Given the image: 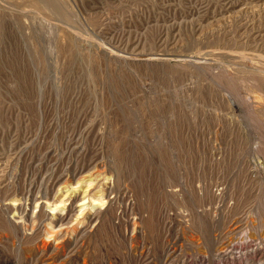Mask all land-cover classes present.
<instances>
[{
  "label": "rangeland",
  "instance_id": "obj_1",
  "mask_svg": "<svg viewBox=\"0 0 264 264\" xmlns=\"http://www.w3.org/2000/svg\"><path fill=\"white\" fill-rule=\"evenodd\" d=\"M0 264H264V0H0Z\"/></svg>",
  "mask_w": 264,
  "mask_h": 264
},
{
  "label": "bare ground",
  "instance_id": "obj_2",
  "mask_svg": "<svg viewBox=\"0 0 264 264\" xmlns=\"http://www.w3.org/2000/svg\"><path fill=\"white\" fill-rule=\"evenodd\" d=\"M82 178V177H81ZM77 183H79V182H77ZM75 187H77V186H75ZM96 202V201H95Z\"/></svg>",
  "mask_w": 264,
  "mask_h": 264
}]
</instances>
